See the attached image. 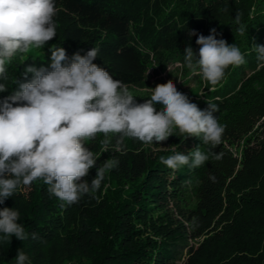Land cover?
Segmentation results:
<instances>
[{
	"label": "trees",
	"instance_id": "1",
	"mask_svg": "<svg viewBox=\"0 0 264 264\" xmlns=\"http://www.w3.org/2000/svg\"><path fill=\"white\" fill-rule=\"evenodd\" d=\"M53 2L56 36L42 49L17 53L6 64L5 75L0 76L6 91L0 100L17 88L16 80L31 81L32 74L25 77L28 66L50 65L53 45L65 49L66 64L77 52L83 56L99 48L94 64L128 88L142 90L149 86L146 72L152 65L178 62L189 71L185 46H191L199 59L196 40L212 29L217 39L240 48L245 63L230 66L214 91L204 80V99L184 93L201 110L208 108L207 101L218 105L214 115L225 131L221 145L212 151L221 153L220 159L173 173L159 159L173 154L167 148L175 145L187 154L200 146L207 153L210 145L195 136L179 137L177 129L166 141H154V146L124 138L120 151L112 150L116 144L112 137L109 151L103 152L105 137L97 134L85 141L98 159L82 181L91 184L105 160H118L105 171L99 189L61 207L63 202L48 192V185L37 180L20 186L0 204V210L19 212L17 222L27 233L23 241L0 238V264H16L19 249L31 264H178L182 259L184 264H264V67L251 51L253 45H264V0ZM237 15L247 27L244 35L237 31ZM130 91L139 96L134 98L137 104L144 103L137 91ZM140 93L146 100L151 91ZM161 107L156 104V111ZM170 200L192 216L187 226L163 227L169 216L160 201Z\"/></svg>",
	"mask_w": 264,
	"mask_h": 264
},
{
	"label": "clouds",
	"instance_id": "2",
	"mask_svg": "<svg viewBox=\"0 0 264 264\" xmlns=\"http://www.w3.org/2000/svg\"><path fill=\"white\" fill-rule=\"evenodd\" d=\"M55 14L53 0H0V76L5 75L6 64L17 53L42 49L56 36ZM235 19L240 24L239 15ZM237 31L244 35L247 27L240 24ZM196 43L200 45L199 59L187 45L184 65L189 70L188 78L202 77L212 86L208 88L210 91L220 84L230 66L245 63L240 48L217 39L215 29L207 37L199 35ZM251 51L256 52L260 66L264 67V45H253ZM50 52L51 71L48 67L28 66L25 77L32 74L31 81L16 80L17 88L0 100V204L20 186H29L37 180L48 185V192L63 202L61 207L76 203L90 190L99 189L105 171L118 164V160L109 158L97 169L91 184L82 181L98 159L85 146V141L101 133L105 137L101 140L103 152L109 151L112 137L116 139L112 150L120 151L124 138L154 146V141H166L177 129L175 135L179 137L195 136L203 145H210L207 153L200 146L187 154L178 152L175 145L167 148L173 154L159 159L173 173L184 166L195 169L210 158H221V153L212 151L221 145L225 131L214 115L219 111L217 104L207 101L208 108L199 109L171 80L149 88L150 97L137 104L134 98L139 96L93 63L99 48L93 47L83 56L77 52L67 64L69 58L64 48L53 45ZM5 91V86L0 84V93ZM156 104L162 106L159 112ZM18 220L19 212L14 208L0 210L3 234L0 238L27 239L25 228ZM32 238H36L35 233ZM15 262L31 264L22 249L18 250Z\"/></svg>",
	"mask_w": 264,
	"mask_h": 264
},
{
	"label": "rangeland",
	"instance_id": "3",
	"mask_svg": "<svg viewBox=\"0 0 264 264\" xmlns=\"http://www.w3.org/2000/svg\"><path fill=\"white\" fill-rule=\"evenodd\" d=\"M152 66L149 67L146 72V79L149 83V86H146V89H138L135 86L129 88L130 90L133 89L139 93L138 95L141 96V98H139L140 101L145 102V96L140 93L141 91L147 93V91H151L149 88H155L158 84H165L169 80L175 84L177 90L181 93H186L193 97L198 96L202 99L205 98L207 93L205 81L202 78H195L194 76L189 79V71L184 70L180 63H168L162 67L157 65ZM201 91H203V95H199ZM132 93L135 94V92ZM160 202V205L163 206L162 210H166L167 215L169 216V220L162 224L166 230L180 229L182 226H187V224L193 220L191 215L181 212L180 209L175 206L174 201L170 200L167 201V203L163 201ZM190 243L191 245L193 244L192 242ZM178 264H184V260L182 259Z\"/></svg>",
	"mask_w": 264,
	"mask_h": 264
}]
</instances>
